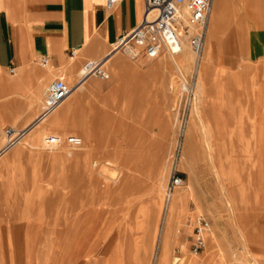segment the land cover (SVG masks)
<instances>
[{
	"label": "rangeland",
	"instance_id": "rangeland-1",
	"mask_svg": "<svg viewBox=\"0 0 264 264\" xmlns=\"http://www.w3.org/2000/svg\"><path fill=\"white\" fill-rule=\"evenodd\" d=\"M213 1L207 27L209 33L212 19L213 64L205 76L208 101L201 113L204 121L223 129V135L213 134L216 143L220 140L225 145L215 154V163L211 165L205 153L193 109L198 75L183 73L190 86L187 94L180 91L181 77L174 70L177 91L173 92L167 85L169 73L164 68L151 69L165 53L149 59L119 52L124 66L116 76H109V81L116 80L115 86L99 93L87 80L91 94L65 120V136H78V131L85 130L91 139L88 145H95L82 163L88 173L82 168L74 172L65 145L54 151L53 158L44 157L47 150L25 147L19 151L16 146L0 160V246L7 233L11 238L23 231L29 236L27 254L12 253L10 261L6 253L5 264H159L156 258L163 231L167 234L164 264H188L191 257L196 264L263 260L264 135L259 133L264 121V78L254 86L253 77L255 72L264 75V0H224L225 9L214 7L217 0ZM256 2L258 7H254ZM110 48L105 55L111 53ZM250 52L260 61L243 73L242 58ZM85 59L98 60L84 58L74 72L53 70L51 76L63 77L69 87H75ZM185 68L182 71L191 65ZM13 74L1 75L7 89L1 83L0 145L8 129L20 131L42 106L41 102L28 110L29 102L20 96L24 92L18 95L9 90L7 82ZM18 108L22 109L19 117ZM41 137L36 145L45 147L47 136ZM14 151L19 152L10 159ZM107 160L113 162L112 168H90L93 161L103 165ZM173 171L183 181L173 193L183 191L184 201L178 202L165 227L164 188ZM110 178H116V183ZM198 214L207 226L201 229L203 249L193 253L189 248L192 221ZM63 235L69 241L66 250L61 248Z\"/></svg>",
	"mask_w": 264,
	"mask_h": 264
},
{
	"label": "crops",
	"instance_id": "crops-1",
	"mask_svg": "<svg viewBox=\"0 0 264 264\" xmlns=\"http://www.w3.org/2000/svg\"><path fill=\"white\" fill-rule=\"evenodd\" d=\"M104 4L105 0H0V80L12 67L15 73L9 82L18 83V87L12 85L9 90L27 93L54 80L53 70L74 72L84 58L103 62L107 47L139 22L144 0H116L109 9ZM71 50L79 56V61L72 63L74 71L70 68L75 59L69 54ZM40 57L47 59V69L38 63ZM115 81L88 79V84L105 93ZM1 83L7 89L6 82L1 80L0 87ZM28 238L24 231L12 238L7 233L0 246V264H5L6 253L10 261L12 253L27 254ZM68 242L61 236V248L69 249Z\"/></svg>",
	"mask_w": 264,
	"mask_h": 264
},
{
	"label": "bare ground",
	"instance_id": "bare-ground-1",
	"mask_svg": "<svg viewBox=\"0 0 264 264\" xmlns=\"http://www.w3.org/2000/svg\"><path fill=\"white\" fill-rule=\"evenodd\" d=\"M242 1H244V0H242ZM213 2L214 1L212 0L211 6H210V11H209L210 14H211V9L213 7ZM257 4L258 3L256 2L254 7H258L259 4L258 5ZM221 5L223 6L224 9L226 8V2L224 0H217L216 3L214 4V7H219V6L221 7ZM209 17H210V15H209ZM209 17H208L207 25H206V27L204 28V31H203L204 32V39H203L201 51L199 53H194V52L190 51L191 49H188V47L186 46V43H184L185 41L182 40L180 42L179 49H178V51L176 53H174L172 55L166 54V57H164L163 59H161L157 63L155 62V64L151 67V69L158 70L159 68H164L165 73H166V71L169 73L170 79H169L167 85H169V87L171 88V90L173 92H174V90H176V87H177L176 86L177 83L173 79V74H174L173 71L174 70L181 77V82L179 83L180 84V91L183 90L182 87H181L182 83H184V82L186 83V80L184 79L185 76L183 77V73H187L188 71H191V72H193V73L198 75L197 76L198 79H197L195 87H194L195 88V90H194L195 91V99H194L195 103H194V108L193 109H194V112L196 113V115L199 118L200 132L202 134V139L201 140L203 142V145L205 146V149L207 150V152H205V153L208 154L207 156L210 158L211 165H212V164L215 163L213 161L215 159V154L217 152H219V151H220L219 153H221L222 150H224L223 147H225V145L223 143H221L220 140H219V143H216V140L213 139L214 138L213 134L217 133V134L223 135L221 133V131L223 129H221L220 127L219 128L213 127L211 124H209V122L204 121L202 113H201L202 109H203V106L208 101L207 93H206V88H207L206 86L207 85H206V82H205V76L207 75L206 73H207L208 68L210 67L211 64H213L212 63L213 57H212V52H211L212 43H213V39H214V36L212 34V25H213V23H212V19H211L210 32L207 33L208 32L207 27H208V23H209ZM205 36H206V40H205ZM204 40H205V44H204ZM203 47H204V50H203ZM91 49H93V48H91ZM190 52H192L194 56L192 55V53L190 54ZM118 53H119V50L111 51V53H108L107 56L105 57V58H107L108 56H110L109 59H106V60H104L102 62V67L109 74V76H113V77L116 76V74L119 73V70L121 69V67L124 66V64L122 63L121 59L117 56ZM75 54H76V51H75L74 55L71 57V58L75 57V59H72L70 61L71 62L70 68H72L71 66H73L75 68L76 65L75 66L72 65V63H74L75 61H79L78 60L79 56L77 54L76 55ZM113 58H115V59H113ZM112 60H114V61H112ZM259 61H260V58L258 56H256V55H254V53L251 52V53L247 54L246 56H244L242 58V64H241L242 72L243 73H245V72L249 73L250 70H252L253 67H255L257 64H259ZM74 64H76V62ZM188 65H191V68L189 70H187V71L186 70L182 71ZM40 66L47 69L48 65H43V66L40 65ZM67 68H69V67H67ZM65 70H67V69H65ZM72 70H73V68H72ZM81 75H82V73H81V70H80L78 72L79 78L81 77ZM242 75H240V76H242ZM71 77H73V76H71ZM90 77H92V76L83 78L78 83L77 86L72 87V89H71L70 93L67 95V97H65V99H63L45 117H43L41 119H36L37 116L34 117L20 131H16L13 128H11V130L8 129V131H6L5 142H3V144L0 145V160L5 157L6 153H8V151H10L12 148H14L16 146H20L19 149H18L19 151H20L21 148H25V147H27L28 149L33 150V151H36V150H47L48 151L47 153H42L44 155V157L45 158L46 157L53 158V156L55 154L54 151L57 150V148H61V145H65V146H67V148H69V149H67V152H66V158H67L69 164H71L70 167L73 166L75 168L74 172L77 170V168H82V163L86 162L87 157L90 156L91 151L94 152L95 149H96L94 143L90 144V142H89V145H88V141H90L91 139L89 138V135L87 134V131H85V130H82L84 132L78 131L79 132L78 136L77 135L74 136V137H77L79 139V142H78L79 145L78 146L70 145V144H67V143H61L59 145H54V144L46 145V144H44V141H45V138H47L48 136H57L59 138L60 142H61V140L64 137H66L65 134H67L68 131L65 130V120H66L67 116L71 112H73L76 108L79 107V103H80V101L82 100V98L84 96L86 97L87 95H90L91 92H92L91 89L89 90L86 87L87 80ZM167 77H168V75H167ZM236 77H238V76H236ZM263 78H264V75H259L257 72H255V75L253 77V85L257 86L259 84V82L263 80ZM109 79L110 78L108 77V79L106 81H109ZM7 85H8L9 88H12V85H13V88L14 87H18V83H16V84L13 83L11 85L10 82H7ZM38 85H39V83H38ZM182 86L187 88L185 86V84H183ZM45 88L46 87H41L39 85L38 88L36 87V90L34 89L35 91L27 92L28 93L27 96L22 97V95L24 93L22 95H20L21 99L23 98V99H25V101L27 100L29 102L28 110H33L34 108H37V106L43 101L42 99H43ZM16 101H17V99H16ZM197 103H198V105H197ZM10 105L12 106L13 104H9V106ZM14 105H15V103H14ZM14 107H16V106H14ZM18 109H19V113H18L19 115L17 117L21 116V114H22V109L21 108H18ZM251 128H253V127H251ZM43 134L47 136V137L43 138L44 139L43 140V145L45 147H42V146L39 147L38 145H36V143L39 142L40 137ZM259 134L260 135H264V121L261 124V129H260V133ZM228 135H229V133H228ZM72 136L73 135H70L69 137H72ZM41 139H42V137H41ZM9 141H11V142L9 143ZM187 141H188V139H187ZM19 151H14L12 154H10V159L11 158H15V156L17 155V153ZM220 155H222V154H220ZM6 156H8V155H6ZM54 158L57 159V157H54ZM84 165H86V164H84ZM63 166H64V164H63ZM120 166H121V164H120ZM112 167H113V162L112 161H108V160L105 161L103 165H101V163H99L97 161H93L90 164V168L91 169H95V170H99V169L100 170H104V169H109V168H112ZM84 168L85 167H83L82 169L84 170ZM85 171H87V173L89 172L88 169H85L84 172ZM215 174H216V176L218 178H220L218 173L215 172ZM221 175H222V173H221ZM163 176H164V174H163ZM161 177L162 176H160V178ZM110 179H111V181L116 183L115 182L116 178H110ZM161 180H163V179H161ZM161 183H162V181H161ZM182 186H183V181L175 189L176 190L180 189ZM117 188L121 190V184H117ZM175 189H173V191ZM120 190H118V191H120ZM162 191H163V184L161 185V188L159 190L158 196H160V193ZM173 191L168 195L167 198H166V195H165V201H164L165 203H164L163 208H162V210L164 209L165 212H167V216H168V218L166 216V218L164 219L165 220L164 221L165 227H169L168 223L170 222V216H171L172 212L175 210V207L178 204V202H180L183 199L182 198L183 197V191H178V192L175 191L174 193H173ZM8 195H10V194H8ZM183 201H184V199H183ZM156 229H158V228H155V232L157 233ZM167 230H168V228H167ZM167 233H168V231H167ZM240 236H241L240 237L241 241L244 242L243 236L242 235H240ZM213 240L214 239L210 240L211 248L213 247L212 244L215 242ZM166 245H167V234H166V231L165 232L163 231L162 232V237H161V247H160V250H159L160 253L158 252V256L156 258V260L159 261V264H164L166 262V260H167L166 254H165ZM246 256L248 258H251L250 252L247 249H246ZM262 256H263V260H260L258 262L254 260L255 264H264V254ZM225 259H227V258H225ZM186 262L188 264H196V259H194V257L193 258L191 257L189 259V261H186Z\"/></svg>",
	"mask_w": 264,
	"mask_h": 264
},
{
	"label": "built area",
	"instance_id": "built-area-1",
	"mask_svg": "<svg viewBox=\"0 0 264 264\" xmlns=\"http://www.w3.org/2000/svg\"><path fill=\"white\" fill-rule=\"evenodd\" d=\"M116 0H105V8L109 9ZM212 0H144V7L139 22L128 32L117 37L109 46L110 52H119L130 58L144 56L149 59L157 57L161 53L172 55L179 49L183 40L194 53H199L204 39V28L210 11ZM76 50L69 52L74 55ZM40 65H48L45 57L38 59ZM81 77L76 81L78 84L85 77H95L100 81H106L109 74L102 67L101 60L85 59L81 65ZM13 68L8 69L12 74ZM185 84L187 88L182 86ZM182 91L189 94L190 86L182 83ZM185 89H184V88ZM72 87H69L63 77H56L45 88L41 109L36 119H41L49 114L67 95ZM8 131V130H7ZM11 141H9L10 143ZM77 137H64L61 142L57 136H48L44 144L59 145L67 143L78 146ZM182 178L175 171L171 172L164 191L166 198L178 187ZM189 222V221H188ZM190 250L196 253L203 249L204 239L201 229L207 226V221L201 214L194 216Z\"/></svg>",
	"mask_w": 264,
	"mask_h": 264
}]
</instances>
